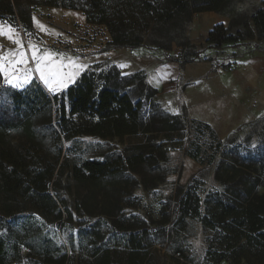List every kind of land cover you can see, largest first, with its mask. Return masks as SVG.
Returning <instances> with one entry per match:
<instances>
[{
    "label": "trees",
    "instance_id": "16d2710c",
    "mask_svg": "<svg viewBox=\"0 0 264 264\" xmlns=\"http://www.w3.org/2000/svg\"><path fill=\"white\" fill-rule=\"evenodd\" d=\"M37 7L82 12L88 24L107 30L105 50L169 52L175 45L179 56L167 60L211 62L213 69L225 70L240 53L264 50V0H0V20L33 36L32 10ZM203 12L225 16L229 24L213 26L207 47L197 50L187 29ZM226 49L232 52L225 65L205 57ZM157 94L144 71L124 74L116 64H94L57 93L36 80L20 90L4 86L0 73V264L150 262L169 213L161 207L160 219L149 221L127 215L123 207L140 206L131 190L152 188L162 180V164L190 128L194 147L187 156L213 166L219 188L203 191L192 178L177 187L172 214L179 222L196 220L210 233L205 264H264L262 117L222 141L208 124L165 110ZM12 132L24 140L12 144ZM82 136L141 141L101 159H85L66 146ZM204 137L210 140L209 155ZM66 169L78 186L117 199L113 212L82 219L83 203L78 201L75 212L70 209L54 189L56 173ZM57 229L67 232L66 244Z\"/></svg>",
    "mask_w": 264,
    "mask_h": 264
},
{
    "label": "crops",
    "instance_id": "0c3cea01",
    "mask_svg": "<svg viewBox=\"0 0 264 264\" xmlns=\"http://www.w3.org/2000/svg\"><path fill=\"white\" fill-rule=\"evenodd\" d=\"M196 16L198 18L195 24L193 22V29L198 27L200 35H194L191 30L189 42L197 50H204L212 27L217 24L228 26L229 19L215 12H203ZM32 24L35 33L33 36H25L20 29L13 26L16 38L21 40L26 52L27 67L31 69H35V63L31 60L30 43L37 45L41 52L54 54L56 63L62 61L66 64L71 58L78 63L87 64V68L107 60H112L119 66L117 58L124 51H128V54L131 52L126 49L104 50L110 41L107 30L104 26L88 24L80 11L33 8ZM19 50V46L7 36H0V54L4 57L7 58ZM179 54L180 50L177 48H172L169 52L137 51L129 54L134 62V69L129 72L144 71L146 82L157 89V98L164 107L183 109L189 118L208 124L220 140H224L243 124L264 116V50L240 53L232 67L226 70L213 69L211 62L181 64L167 61L169 55L176 58ZM19 71L22 73L23 67ZM82 72L75 77L74 82ZM1 76L4 86L17 90L29 84L13 87L6 83L3 73ZM29 79L30 82H40L50 92L39 79L38 72L33 71Z\"/></svg>",
    "mask_w": 264,
    "mask_h": 264
},
{
    "label": "rangeland",
    "instance_id": "374dc122",
    "mask_svg": "<svg viewBox=\"0 0 264 264\" xmlns=\"http://www.w3.org/2000/svg\"><path fill=\"white\" fill-rule=\"evenodd\" d=\"M246 3L247 2H245L244 5H246ZM197 18V16H194L188 26V39L191 30H193L194 35H200V29L198 27L193 29V22L195 24ZM51 47L54 49L53 46ZM105 48L106 46L104 47V50ZM172 48L176 49L177 47L173 45ZM195 48L197 49V47ZM142 51L144 50L142 49ZM126 52L128 51H124L123 54L117 58L120 63L118 67L122 73L129 74V71L134 69V62L129 54H134L137 51H131L129 54ZM231 52V49H226L223 52L215 54L210 52L208 53L209 56L205 55V57H214L217 59L216 61L218 63L225 65L231 58ZM100 63L115 64L112 60ZM160 104L171 114H185L183 109L179 107L177 109H168L164 107L161 102ZM258 121L259 125H263L264 116ZM194 134L195 132L193 128L188 129V131L182 136V140H180L181 144L179 145V148L169 152L166 162L162 164V180L157 181L155 187L144 188L142 185H138L131 190L132 196L140 198V206L136 208L123 207V211L127 215L136 214L149 221H158L160 219L158 211L161 207H164L166 212L169 213L170 221L165 225L166 233L164 237L152 247V258L150 262L146 264H205L204 258L210 233L205 231L198 221L187 218L179 222L176 220L174 214H172L177 187L184 186L192 178L198 179L202 183L201 188L203 191L219 188L218 183L213 179V166H200L199 163L187 157V154L193 151ZM9 140L12 144L18 145L24 140V138L21 137L19 133L12 132ZM138 141H141V138L124 137L121 139H101L97 137L82 136L66 143V146L72 155L85 159H101L108 153L121 152L125 147L133 145ZM222 141H225V139ZM201 142H204L206 147L204 146L203 150L209 155L210 151L207 148L210 145V140H207L206 137H204L201 139ZM204 158L205 155L203 156V159ZM54 185L55 191L62 198L67 200L68 207L74 210V212L78 201L84 204V207L81 209L82 219L89 216L90 218L102 216L103 213L107 211L113 212V209L115 208L112 203H115V200L117 199L107 197V194H105V191L103 190L100 191L95 189L93 194V192L86 187L78 186L71 179L70 171L68 169L56 173ZM117 195L120 196L119 193H117ZM122 196L127 195L124 193ZM73 226L75 227L76 224ZM57 232L60 241L66 244V238L68 236L67 232L63 229H57Z\"/></svg>",
    "mask_w": 264,
    "mask_h": 264
},
{
    "label": "snow or ice",
    "instance_id": "6c2138e0",
    "mask_svg": "<svg viewBox=\"0 0 264 264\" xmlns=\"http://www.w3.org/2000/svg\"><path fill=\"white\" fill-rule=\"evenodd\" d=\"M0 36H7L20 49L11 53L7 58L0 54V73L4 74L6 83L13 87L30 83L29 77L35 71L39 73V79L48 87L49 91L57 93L68 87L69 83L74 82L75 77L88 67L87 64L78 63L71 58L66 64L62 61L56 63L54 54L48 51L41 52L37 45L30 43L31 60L35 63V69H31L27 67L26 52L23 50L21 40L16 38L14 27L6 22H0ZM21 67H23L22 73L19 71Z\"/></svg>",
    "mask_w": 264,
    "mask_h": 264
}]
</instances>
